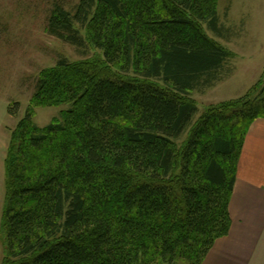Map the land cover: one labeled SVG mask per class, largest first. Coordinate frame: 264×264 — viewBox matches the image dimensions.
<instances>
[{"label":"trees","instance_id":"trees-1","mask_svg":"<svg viewBox=\"0 0 264 264\" xmlns=\"http://www.w3.org/2000/svg\"><path fill=\"white\" fill-rule=\"evenodd\" d=\"M203 23L220 33L215 0L53 4L47 32L101 61L42 70L31 104L70 107L44 127L26 110L10 131L0 264H201L228 233L264 74L206 106L178 144L197 111L191 92L223 79L231 55Z\"/></svg>","mask_w":264,"mask_h":264},{"label":"rangeland","instance_id":"rangeland-1","mask_svg":"<svg viewBox=\"0 0 264 264\" xmlns=\"http://www.w3.org/2000/svg\"><path fill=\"white\" fill-rule=\"evenodd\" d=\"M77 2L0 0V262L5 250L1 234V198L10 131L26 110L31 111L32 121L37 126L44 127L70 107L69 104H31L39 73L60 60L70 63L101 61L99 50L91 46L71 45L46 30L49 10L54 3L71 11ZM215 4L221 35L210 30L207 23L202 24L203 29L222 43L231 55L222 72L223 79L210 87L191 92L197 111L189 126L176 139L178 144L206 106L242 96L264 74V0H215ZM16 103L18 116H11L9 107Z\"/></svg>","mask_w":264,"mask_h":264},{"label":"crops","instance_id":"crops-1","mask_svg":"<svg viewBox=\"0 0 264 264\" xmlns=\"http://www.w3.org/2000/svg\"><path fill=\"white\" fill-rule=\"evenodd\" d=\"M229 215L228 233L201 264H264V118L255 119L245 136Z\"/></svg>","mask_w":264,"mask_h":264}]
</instances>
